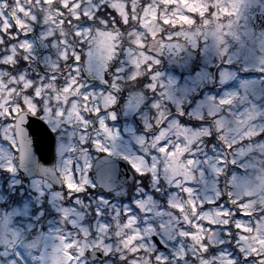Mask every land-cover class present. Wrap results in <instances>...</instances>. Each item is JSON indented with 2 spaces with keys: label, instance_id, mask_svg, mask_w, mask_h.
<instances>
[{
  "label": "rangeland",
  "instance_id": "1",
  "mask_svg": "<svg viewBox=\"0 0 264 264\" xmlns=\"http://www.w3.org/2000/svg\"><path fill=\"white\" fill-rule=\"evenodd\" d=\"M4 1L0 0V14H2L0 30L4 32V30L8 28V25L11 24V19L9 18L10 14L13 19L17 18L21 20L26 26L23 30L17 31L13 24L12 39H14V42L6 35L9 41L7 44H3V52L0 56V62L4 64L0 68V110L7 111L9 101L15 105L20 100H23L25 105L31 108L32 99H30V97L33 86H35V90L39 94L44 96L43 107L47 108L49 101H59L60 103L54 106L57 108H64V104L68 102V98L76 96L77 92L75 90L71 92L63 90V82L69 79V76L66 74L70 66L64 63L61 56L65 50L70 54L75 44H73L70 39L63 38L64 33L61 20L64 17V9L62 7L67 6L68 20L70 17L76 16L78 10L80 13L91 17L94 16V12L97 8L96 0H57L58 5H54L53 0H13V3H7L6 1L5 3ZM29 2L33 4V7H29ZM126 2L127 0H99L100 5H105V8L111 10L124 8ZM208 2L214 6L224 7L229 0H147L145 1L141 16L135 20L140 27L147 29L151 27L155 28L156 14L160 3H164V6L171 4L175 5L176 3L180 10L183 9L192 12L197 9L200 11L206 10V4ZM261 2L264 3V0H261ZM232 3L234 4L233 10L238 11L240 15L226 16L228 21L222 25L228 28L225 32L228 34L218 33L217 29L219 28L215 27H219L220 19H215L203 25V27H205L204 36L210 38L209 42L212 48H219L217 44L220 43L221 39L224 40L223 44L246 47L254 52L255 61L260 65H264V40L251 35L250 28L245 18V6L249 5V0H232ZM9 5H11L10 9H8ZM21 8L27 9L31 15H29L28 12H25L24 15H20ZM4 10L7 12L10 11V14L5 13ZM40 12L42 16L39 19L37 14ZM220 16L224 18L222 13H220ZM33 17L36 19L33 20ZM93 20H91V22ZM122 20L124 19L122 18ZM175 20L179 25L187 22L185 16L181 12L179 13V17H176ZM99 21L102 22L101 20ZM130 21L131 20L128 19L127 24H130ZM33 22L40 25L39 29L37 28V35L32 36L31 34L25 36L23 34L25 31L29 32L33 29V25L31 24ZM73 22L75 21L71 23L73 26L72 31L75 33L77 31V25H80V23L73 24ZM84 22L85 21L81 22V30L84 36L89 37L92 31L91 25L90 29L83 27ZM229 24H231V28L228 27ZM135 25L136 24H133L131 26L133 27ZM96 32H98L97 29H94V35ZM141 33L142 34H132L133 37L139 39V41L133 42L135 47L127 48L128 63L135 64V71L127 73V83L123 82L125 87L127 84V91H129L131 86L135 85L133 77L137 75L141 76L142 72L144 73V69L141 68V65L153 58L152 56L146 55L145 50L142 51V49H140V47L143 46L142 40L146 31ZM14 37H19V39H15ZM45 37H49L50 39L45 40ZM89 38L91 41L92 37L90 36ZM65 41L67 43H65ZM152 44H154V42L148 45L149 50L152 48ZM10 45H15V48L9 50ZM29 46L32 48V51L29 53L26 50H22L20 57L23 59L24 56L27 55L30 63L33 61L37 66L42 65L45 68L46 75L44 76V73H41L42 76H38L39 80H35L28 76V79H25L20 75H16L15 79H13V73L7 66L14 62L13 58L15 57L14 55L17 48L20 51L22 47L27 49ZM234 49L235 48H227V59H230L232 62L236 61L235 57L237 52ZM34 63H32V65H34ZM36 65L34 66L36 67ZM153 65H155V63H153ZM170 70L171 69L168 68H166V70L163 69V72H161L162 74L159 73V77L152 80L153 84H156L157 80L161 83L159 89L160 93L157 97L153 96L152 99H147V95L142 88L139 91L144 99H141L137 95L130 96L128 94L127 121L122 119L121 129L117 128V121L113 122L110 119L111 112L108 113L109 127L107 129H105L101 123V121L105 119L104 117L99 118V129L95 128L91 130L90 126H87L88 132L86 133V138L88 140L100 136L105 146L112 150V155L122 159H124V157L130 158L136 165H139V169L142 170L143 173L150 177L145 181L148 190H144L141 181L137 179L132 185H129V187H132V192H134V194L130 196L132 197L130 203L124 204L123 206V203H120L124 212L127 211L128 216L126 224L124 226L122 225L120 231H116L117 243L115 245V250L116 253L119 254L118 259L120 262L123 261L121 257H123L122 253L126 241L125 235L127 233V257H135L130 259L129 264H148V260L152 256V254L148 255L149 251L154 252V247L151 245L149 238L151 239V236L154 234L158 236V229L166 224L177 225L179 213L181 212L178 210L179 205H183V212H191L192 217L195 212V209L191 207L193 202L199 207L201 202L206 203L209 200L217 198L219 193L215 190L209 191L207 183L211 175H213L214 178L217 176L221 155H223L224 159H229L230 161L235 159L238 167L245 169V173L237 171L241 169L236 168L237 170H233L228 182L232 186L231 192L233 200L244 201V198L251 197V199H248L244 203L242 210L244 212H252L254 215L250 217L237 216L234 219H232L231 215L222 217L221 211H216L215 206L212 207V205H210V211L201 210L200 219L202 222L212 221V223L204 224L202 230H196L195 235L191 239L187 238V233L193 230L192 225L187 229L182 227L179 228L177 242L172 248L175 252L174 254L183 256L185 250H187V254L191 256L195 252L197 261L194 262L189 259L184 261L183 264H214L211 256L205 261L203 260L204 253L197 251L198 245L205 236L208 237V240L204 242L207 243L210 248L215 245L217 248L233 254L241 247L244 249V252L249 255H251L250 250L252 248H259L260 251L264 252V189L261 188L258 190L257 184V179L262 180L261 176L264 173L262 172L261 175L262 169L258 170L255 168L256 164H261L263 160L257 157V150L253 146V143L249 142L255 137L257 132L263 130L264 127V121L262 122L260 118V116L264 114V89H261L259 92V94L262 95L259 103L254 104L252 110L249 109L250 113L246 116L240 115L238 105L235 102L237 80L234 73L233 78L228 81L231 87L224 88L223 86L221 89L222 94L219 100H217V102H219L221 99L231 98L233 102L231 105H222L223 107L220 106L218 108V113H221V115L219 118H216L218 120L215 123V129L218 132V137L225 138L226 141L224 145L233 144L236 145V147L230 152L223 151L225 146L221 148L218 147V149L210 148L209 153L215 152L217 154L206 155L205 148L201 146L203 144L196 141L200 135H204L203 127H197L196 132H193V130L189 129L187 126L177 125L176 121L181 120L183 117H181L179 113L181 111L183 112L182 106L186 103L187 96L200 92L198 88L200 87L199 85L203 86L207 84L208 82L206 81L208 80L202 77L203 73L201 72L193 74L188 73L187 67L181 66L176 68L177 72L181 71L186 74L180 77L182 80L177 79L178 76L171 73ZM31 71L33 70L31 69ZM228 71L229 69H222L221 73ZM22 72L26 71L19 70V73ZM50 73H55L60 76L61 80L52 81L46 79ZM196 74L200 75L201 78H199V80L192 76ZM94 75L95 74H90V76ZM29 79H31L33 84H29ZM41 80H48V82L45 85H41ZM221 80H223V76ZM249 86H251V82H249ZM10 88L11 91L9 90ZM28 88L31 89L26 92L25 89ZM95 89L97 92L100 90L99 87ZM19 90L22 92H19ZM14 98H18L19 101L15 102ZM141 100H148L150 104L158 103L160 108L157 109L153 107L151 111L145 109L143 113L136 115ZM93 101L97 102L96 97H93ZM74 102L75 101H72L68 104L65 119L71 120L72 113L75 112L73 108ZM213 108L215 107L212 106V110ZM244 108H246V106H244ZM92 109L94 110L95 108ZM189 113L191 114L190 117L199 120L206 117V114L199 111L191 110ZM208 114L209 112L207 115ZM90 118H92V116H90ZM137 120L141 123L140 129L144 132V135L134 131L136 128L133 126L132 122H136ZM1 123L3 124V122ZM75 132L79 138L80 129ZM122 135L124 136L123 138ZM242 140L245 142L240 144L239 142ZM165 145H168V153L160 151L161 147ZM177 145L186 152H195V162L188 166L187 157L181 160V152L176 148ZM76 147L78 151L74 156L68 158L63 166L67 169V166L72 165L74 161L78 160L79 163L82 161V166L80 167L79 163H77V168L85 172V166L92 156L89 155L86 150L80 149L79 144H77ZM146 155H148V158H146ZM85 178V175L80 177L79 185L81 187L89 184H85ZM177 185H179V188H177ZM162 187L166 193L163 195V198H158L156 197L157 191ZM123 196L124 193H120L115 200L119 198L123 199ZM184 200L187 201V207L184 206ZM117 202L118 201H115L116 204H118ZM115 211L117 210H114V214H116ZM229 224L232 226L231 229L228 227ZM241 224L244 226L245 231L238 233L236 225ZM124 229H127V231ZM100 231L101 227L99 224V232ZM227 232H231L232 235H226ZM134 236L136 237L135 243H132ZM237 236L241 243H237ZM41 237L42 234L40 240ZM184 239L187 240L185 243ZM43 242L45 245L40 255L36 254L31 258L34 264L44 255L50 256L53 253L62 255L65 253L66 256H69L70 252L68 247L64 249L58 246L56 250H51L50 248H46L47 241L44 240ZM145 247H147V250L143 251L146 252V254L143 255L142 250L145 249ZM137 248L141 249L138 253L135 251ZM71 255L73 256L72 253ZM217 259L220 260V264H228L227 257L217 256ZM233 259L236 260V264H244L239 256L233 255ZM168 264H177L174 255L169 256ZM253 264H255V261H253Z\"/></svg>",
  "mask_w": 264,
  "mask_h": 264
},
{
  "label": "flooded vegetation",
  "instance_id": "2",
  "mask_svg": "<svg viewBox=\"0 0 264 264\" xmlns=\"http://www.w3.org/2000/svg\"><path fill=\"white\" fill-rule=\"evenodd\" d=\"M250 1L251 0H249V3ZM209 4L211 3L208 2V5ZM114 11L116 13L115 16H113L111 10H103L100 15H97L102 21H99L101 26H93L91 28L92 31L89 34V37H92L91 41H96L103 37L110 53L113 48V41L115 42V45H118L115 58L111 61L113 65L122 64L124 60L128 61L127 54L125 55V53H127V48L135 47L133 42L137 40L139 41V39H136L133 35L138 33L142 34L141 32L146 31L142 43L143 45H150L154 42L152 48L150 50L147 49V51L153 53L156 58L160 60L159 65H155L158 68V71L163 72V69H171L172 72L178 76L177 79H180V77H183L186 74L181 71L177 72L176 68L183 66L187 67L188 73L193 74L201 72L203 73L202 77L205 80H208L206 81L208 82L207 84H204L203 86L199 85L200 87L198 88L200 92L188 95L186 103H183L184 105L182 104L183 116L189 121V124L182 125L179 120L176 121L177 125L187 126L189 129L193 130V132H196L197 129V127H194L195 124L202 126L204 129V135H200L196 139L197 142H204L201 137H207V134L210 131L207 127L209 122L212 124L211 131L217 134V142L219 144L223 142V138L218 137L215 123L218 120L216 118H219L221 115V113H218V108L220 106L223 107L217 102L222 94L221 89L223 87L221 80L222 75L218 78V71L221 73L222 69H229L224 65L226 57L223 55L228 47L235 48L234 50L237 52L235 57L236 61L232 62V66L235 68L237 74L236 79H238V90L235 96V102L240 110V115H248L250 113L249 109L252 110V106L259 103L262 97L259 92L261 89H264V73H260L257 69L264 67V65H260L255 61V54L253 51H250L248 48H244L241 45L235 46L219 43L217 44L219 48H212L211 43L209 42L210 38L204 36L205 27H203L206 22L215 20L212 17H209L206 20L197 17L195 22H193V20L185 14L186 10H180L176 3L175 5L171 4L167 6H164V3H160L156 14L155 28L151 27L147 29L140 27L138 23H135L136 25L133 27L127 26V17L129 15L139 18L142 13L127 12V2L124 8ZM180 12L183 13L187 22L179 25L175 18L179 17ZM187 12L191 11L187 10ZM105 15H108V17ZM122 18L124 19L123 23L121 22ZM105 20L108 21L107 26L104 25ZM161 20L171 21V24L165 27L160 23ZM1 21L2 17L0 15V23ZM63 21V38L70 39L71 42L75 44L73 48L79 49L80 45L72 31L73 26L72 24L68 25L67 23V10L64 11ZM227 21L228 18L226 16L220 19L219 27H215L219 28L217 29L218 33L223 34L228 30L227 27L222 25ZM81 22L82 20L79 22L75 21L73 24L80 23L81 25ZM173 25H179V27L174 29L172 27ZM94 29H97L100 36L98 32L94 35ZM161 33H164L165 36L169 38L165 39L161 36ZM201 33H204V35H201ZM251 35L253 36L252 33ZM0 37H2L1 30ZM197 41H199L198 49L196 47ZM205 41L207 42L205 43ZM171 42L178 43L181 52H169L165 47V43L168 44ZM140 49L143 51L144 47L142 46ZM81 51L83 53L84 50ZM1 55L2 41H0V56ZM66 65L71 66L70 63ZM218 66L221 67L218 68ZM83 67L84 65L82 64L81 71H83ZM245 69L248 71L246 72ZM103 76V73L101 74V77L94 75L91 76V79L89 76H83L81 78V83H91L94 88H100L99 83H96V81L101 80ZM107 76L111 77L112 72L109 71ZM192 76L196 77L197 80L201 78L200 75L197 74ZM249 82H251V86H249ZM156 85L155 94L159 95L161 83L157 80ZM109 88L113 91H116L119 88H124L125 92L120 95L105 94L100 97L99 102L102 108H109L112 104H118V110L116 108L117 113L124 115V120L127 121L128 94L130 96L137 95L141 99H144L139 91V86L133 85L130 87L129 91H127V84L126 87L123 82L116 84L115 78H113ZM133 88H137V90L131 91ZM150 96L152 95L150 94ZM74 103L76 113L78 111H84L85 114L91 113L94 111L92 108H95L96 106V102L93 101V99L87 102V107H85L86 102L83 99H78V101H75ZM212 106L215 107L213 110L216 112L212 110ZM244 106H246V108H244ZM191 110L203 112V114H206V117L200 120L190 117L191 114L189 112H191ZM206 112H209V114L207 115ZM90 116L91 115L87 117L90 121L88 126L93 130L95 129L93 125L98 124L100 119L95 116L90 118ZM260 118L263 121L264 114H262ZM0 125H2V123H0ZM260 133H264V127L263 130L258 131L255 137L249 142H252L257 150V157L263 160L261 164L259 163L255 166L258 170L262 169V175V172L264 173V140H261V137H259ZM10 159L11 157L5 149L3 153L0 154V165L6 166ZM61 168L62 166L59 163L55 167V172L60 181V185L53 187L52 189H46L43 187L42 179L39 177L30 176L34 177V179L29 182L25 179V174L23 172L19 173V177H9L7 173L0 172V185H2L3 188V191H0V248H3L4 251L8 253L7 256H4L3 260H0V264H34L31 258L36 254L40 255L45 245L43 242L44 240H46L47 243L51 242L56 244L60 248L62 247L65 249L68 247L69 252L76 257V259L70 261L69 256H66V254L63 253L62 256L66 258L61 264H125L124 261L120 262L118 259L119 254H117L115 250V245L117 243L116 231H120L122 225L124 226L127 222V215L123 218L120 217V212L123 210L122 206H120V199L116 200L118 201V205L114 201L117 197L114 193H95L91 179L88 177L85 178V181H88L89 184L87 183L88 185L83 187L85 191L81 192L77 189L75 192H68L63 188V181L59 178L64 175ZM231 170V162L223 167L220 166L218 171L220 174L215 178L213 175L210 176L209 182L207 183L208 190H215L217 193L219 191L224 192L226 189L228 190V186L230 185L228 182L229 177L225 175L219 180L217 178L221 177L222 173H232L233 170ZM9 179H11L13 183L16 182L18 185V187L12 189V191L8 189ZM261 179L262 180L257 179L258 190L261 188L264 189V174L261 176ZM21 182L24 183L19 187ZM9 197H13L18 203L13 205L9 200ZM101 197L104 199L102 200ZM244 200H246V198H244ZM5 204L10 208L8 212L3 211ZM41 204L44 205L42 209L40 208ZM109 205H111L112 208H109ZM114 210H117L115 211L116 214H114ZM36 211L43 212V219L38 220L37 217L33 215ZM99 224L102 232H99ZM181 224H184V218L183 215L180 214L179 223L177 225L172 224L173 231L177 233ZM29 225H31V227H29ZM124 230L127 231V229ZM41 234L42 237L40 240ZM160 237H163V234L159 235V238ZM164 239L167 241L168 248L170 249L169 256H172L173 253H175L172 249L174 241H170L167 237H164ZM125 240V246L122 253L123 257H127V233L125 235ZM65 242L67 246L65 245ZM70 245L72 247H69ZM151 245L154 246L152 241ZM46 248L48 247L46 246ZM104 253H108V255L105 256ZM152 253L153 251H149L148 255H151Z\"/></svg>",
  "mask_w": 264,
  "mask_h": 264
},
{
  "label": "snow or ice",
  "instance_id": "3",
  "mask_svg": "<svg viewBox=\"0 0 264 264\" xmlns=\"http://www.w3.org/2000/svg\"><path fill=\"white\" fill-rule=\"evenodd\" d=\"M54 2V0H53ZM234 4L232 3V0H229L226 6L224 7H218L214 6L212 4H209L204 11H200L199 9L193 10L192 12H187L186 15L195 22L197 17L200 19H208L209 17H212L213 19H222L223 17L220 16V13L223 14V16H237L240 15L238 11L233 10ZM250 5L245 6V11L249 9ZM105 8V5H100L96 9V15H100L101 11H103ZM113 12V16L116 15L114 10H111ZM25 12H28L29 15L31 13L24 8H21L20 15H24ZM2 15V14H0ZM95 16H87L86 14H82L79 12L76 16L70 17L67 23L71 25L72 21H81L84 20L85 23L83 27L90 29V23L91 20L95 19ZM102 18V17H101ZM36 18L33 17V20ZM123 23V20L121 21ZM61 23H64L63 19L61 20ZM160 23L167 27L171 24V21H163L161 20ZM13 24L15 25V28L17 31H21L25 28V23L21 20L14 18L13 22L8 25V28L4 30L5 35L9 37V39L13 38L12 30H13ZM108 21H104V25L107 26ZM174 29L178 28L179 25H173ZM229 28H231V24L228 25ZM25 36L29 35L30 33L24 32ZM228 33H225L227 35ZM201 35H204V33H201ZM74 36L76 37L80 48L76 49L74 48L72 52L69 54L67 50L62 54L61 59H63L65 64H71V67L68 69V73L66 75L69 76V79L67 81L63 82V90L66 92H71L75 90L77 92V96H72L68 98V102L64 104V108H57L54 105L60 103L59 101H49L47 108L43 107L44 97L40 95L36 90L35 86L32 88V94L30 99H32V107L29 108L23 100H20L17 104L13 105L11 101L8 102L7 111L0 110V121H3V124L0 125V154L3 153V151L6 149L11 159L7 162L6 166L0 165V172L7 173L9 177H19V173L22 171L20 169L17 158L21 157H29V156H35L40 162L39 167H45V166H51L55 169L56 165L59 163L61 166H63L65 160L75 155V153L78 151L76 145L79 144L80 149H84L88 152L89 155L93 153H100L104 156L111 157L112 156V150L109 147H106L102 138L100 136H96L95 138L88 140L86 138V133L88 132V124L90 121L88 120V116H95L97 118L104 117L101 121L103 124V127L107 129L109 127L108 123V113L111 111L110 119L113 122L118 121V117L115 114L116 108L118 104H112L109 106V108H102L100 104V97H102L105 94L109 95H120L125 92L124 88H119L116 91H113L109 88L110 83L112 82L113 78H115L116 84H120L122 82H127V73L130 71H135V64H129L127 60H124L122 64L113 65L111 61L115 58L116 55V48L118 45H115V42L113 41V48L111 53L109 52L106 43L101 37L100 39L96 41H90L89 37L84 36L83 31L81 30V26L77 25V31L74 33ZM161 36H163L165 39H168L169 37L165 36L164 33H161ZM15 39H19V37H14ZM3 37H0V41H2ZM45 40L50 39L49 37H45ZM207 41H205L206 43ZM65 43H67L65 41ZM220 43L223 44L224 40L221 39ZM197 49L199 48V41H197L196 44ZM15 48V45H10L9 50ZM21 50H26L29 53L32 51V48L29 46L27 49L23 48ZM81 50H84L83 53ZM145 51L146 55L152 56V59L147 60L143 65H141V68L144 69V71L147 73V75L141 77L139 75L133 77L135 81L138 82L139 88H143L145 90V94L147 91H155L157 85L152 83L153 79H156L159 77V73L156 72V69L152 66L153 63L155 65H159L160 60L156 58V56L147 51V45H145ZM127 53H125L126 55ZM225 55L226 59L224 61V65H226L229 68L228 72H223V80L222 84L225 88L231 87L230 81L233 78V75L235 73V68L232 66V61L230 59H227V50L223 53ZM15 60V57L13 58ZM29 62V57L27 55L23 58V63L27 65ZM84 65V70L81 71V65ZM14 64L10 63L8 64V68L13 67ZM221 66H218V68ZM112 72V76L108 77L107 73ZM247 72L248 70L245 69ZM260 73H264V67L257 69ZM104 74L101 80L96 81V83H99L100 90L97 92L96 89L93 87V84L91 83H81V78L83 76H89L91 79L90 74H95L98 77H101V74ZM231 73V74H230ZM155 74V75H153ZM16 75L23 76L25 79H28L27 73L22 72L18 74H13V79H15ZM221 75L218 71V78ZM46 79L52 80V81H59L61 80V77L56 75L55 73H50ZM29 84H33V82L29 79ZM41 85H43L44 80L40 81ZM11 91V88L9 89ZM48 91L47 89H45ZM137 88H133L131 91H136ZM27 92L28 89H25ZM93 97H96V107L93 112L85 114L84 111H78L76 113V116L78 117L76 123L80 124L82 127L80 128V137L78 138L75 132V125L72 123L70 119H65L66 117V111L68 108V104L72 101H78V99H83L86 102L85 107H87V102L92 100ZM232 99H221L219 101L220 105H231ZM160 108V105L158 103L156 104H150L148 100H141L140 104L138 105V111H136V115H139L140 113H143L145 109H148L151 111V108ZM26 112V115L23 116V119L20 120L19 125H17L16 121L17 118L21 116V113ZM179 115L182 117L183 112L181 111ZM127 117V114H126ZM163 126V125H161ZM93 127L99 129L100 124L93 125ZM194 127H200L199 124H195ZM207 127L210 129L209 133L207 134V137H201L202 140H204V144L201 145L205 148L206 155H216L217 153H209L208 146H211V149H218V142L216 139L217 134L213 131H211L212 124L211 122L208 123ZM259 137H261V140H264V133H260ZM245 141H240V144H243ZM42 143H46L47 148L46 150H42ZM67 146V147H66ZM236 147V145L233 144H227L225 145L223 151L224 152H230L233 150V148ZM176 148L178 151L181 152V160H183L185 157L188 158V166H190L192 163L195 162L196 153L195 152H186L183 149H180L177 145ZM163 153H168V145H165L161 147L160 149ZM175 154V153H173ZM124 161L128 164V166L132 169L134 173H136L137 178L141 181V183H144L146 180H148L150 177L143 173L142 170L139 169V165H136L134 161H132L128 157H124ZM79 163L78 160L74 161L72 166L68 169V172L64 174L63 176H60L59 178L63 181V188L66 189L68 192H75L77 189L79 191L83 192L85 189L81 187L76 180V164ZM118 163V162H117ZM229 163L228 160L224 159L223 155L220 156L219 160V166L223 167L224 165H227ZM27 167H33L32 165H27ZM38 167V168H39ZM93 167L92 164H89V168ZM96 169V175L99 176L101 180H108L113 183L119 180V170L118 167H113L112 164L109 163L108 160L98 159L97 162L94 165ZM231 167L232 170H235L238 167L237 161L235 159L231 160ZM82 174V173H81ZM227 175L229 178H231V172L227 174H221V177H218L217 179L223 178V176ZM25 179H27L29 182H31L34 177L26 176ZM18 180V179H17ZM16 180V181H17ZM24 182H21L19 184V187L23 185ZM88 181H85V184H87ZM17 183H13L11 179L8 181V189L12 191V189L17 188ZM93 189L95 188V181L92 182ZM145 187H147V184H145ZM229 191L227 193H222L218 199L209 200L206 203L201 202L199 207L196 206L195 202L191 204V207L195 209L194 215L189 219V223L193 226V230L191 232L187 233V238L191 239L194 235L196 230H202L204 227V224H210L212 221H201V210L204 211H210L209 206L214 205L216 211H221L222 217H227L228 215H231L233 217L236 216H252L254 215L252 212H244L243 206L247 199H251V197L246 198V200H233L232 199V192H231V185L228 186ZM177 188H179V185H177ZM0 191H3L2 185H0ZM155 191V190H153ZM151 194V193H150ZM103 200L104 198L101 197ZM9 200L13 205L18 203L13 197H9ZM229 205H236L235 210L230 209ZM44 207L43 204L40 205V208L42 209ZM10 208L7 207V204H5L4 212H8ZM178 210L183 212V205L178 206ZM37 217L38 220L43 219V212L42 211H36L33 213ZM127 215V212L125 213ZM226 226V225H222ZM31 227V225H29ZM163 231V237L157 238V235L154 234L151 237V240L154 244L155 251L152 253V256L150 259H154L156 261V264H168L169 259V252L170 249L168 248L167 241L164 239V237H167L169 240L172 238V229L170 227H164L161 229ZM237 232H244L245 228L241 225H236ZM226 235L231 236V232H227ZM136 237H133L132 243H135ZM208 237L205 236L201 240L200 244L197 247V251L203 252V260H208L209 256L214 261V264H220V260L217 259V256L219 257H227L228 258V264H236V260L233 259V255L239 256L240 259L244 262V264H253V261H255V264H264V252L260 251L259 248H252L251 255L244 252V249L241 247L239 248L235 254L226 252L223 249L217 248L215 245H213L211 248L207 243L204 241H207ZM237 243H241L239 241V237H236ZM69 247H72L71 245ZM146 251L147 249H143ZM137 253L141 251L140 248H137L135 250ZM8 253L4 251L3 248H0V260H3L4 256H7ZM105 256L108 255V253H104ZM174 258L177 261V264H183L186 260H193L194 262L197 261V256L195 252L189 256L187 254V250H185V254L183 256L174 254ZM135 258L132 257H121V259L125 262V264H129L130 259ZM76 257H73L71 253H69V260H74Z\"/></svg>",
  "mask_w": 264,
  "mask_h": 264
},
{
  "label": "water",
  "instance_id": "4",
  "mask_svg": "<svg viewBox=\"0 0 264 264\" xmlns=\"http://www.w3.org/2000/svg\"><path fill=\"white\" fill-rule=\"evenodd\" d=\"M249 25L253 29V33L260 37L264 38V6L259 2V0H253L251 3V7L247 14ZM165 47L169 50V52L179 53L180 48L176 43H165ZM26 115V112L21 113V116L17 118V125H19L20 120L23 119V116ZM77 119L74 118L73 124L75 128L79 127V124L76 123ZM42 150H46V143H42ZM98 159L108 160L113 167H118L119 170V180L115 183L108 180H101L98 175H96V169L94 167L95 163ZM18 164L22 172L26 174V176H37L42 178V185L46 189H52L59 185L57 177L54 173V168L51 166L39 167L40 162H38L35 156L29 157H21L17 158ZM118 162V163H117ZM27 165H32L33 167H27ZM39 167V168H38ZM91 177L93 181H95L96 187L95 191L99 193H107L119 188L121 185L127 183L132 175L127 170L124 162L118 159H114L108 156H101L95 159L93 163V167L91 168ZM169 227V226H168ZM163 232V231H162ZM153 264H156L154 262Z\"/></svg>",
  "mask_w": 264,
  "mask_h": 264
},
{
  "label": "bare ground",
  "instance_id": "5",
  "mask_svg": "<svg viewBox=\"0 0 264 264\" xmlns=\"http://www.w3.org/2000/svg\"><path fill=\"white\" fill-rule=\"evenodd\" d=\"M46 246L51 250H56L58 248L56 244H53L51 242H48ZM64 258L65 257L60 254L53 253L50 256L47 255L42 256L39 260H37L35 264H61Z\"/></svg>",
  "mask_w": 264,
  "mask_h": 264
},
{
  "label": "trees",
  "instance_id": "6",
  "mask_svg": "<svg viewBox=\"0 0 264 264\" xmlns=\"http://www.w3.org/2000/svg\"><path fill=\"white\" fill-rule=\"evenodd\" d=\"M145 1L147 0H127V12H132V11H141L143 9V6L145 4ZM33 9V8H32ZM131 16H129L130 18ZM131 19V18H130ZM132 23L130 22V24H127V25H131ZM23 67V64L20 66V68ZM146 157H148V155H146ZM136 180V179H135ZM134 180V182H135ZM132 185V183L130 184ZM142 187L146 190H148V186L145 187V182L142 183ZM127 188V187H126ZM129 188V191L127 192V196L129 195V197L131 195L134 194V192H132V187H128ZM128 198V197H127ZM162 198V197H160Z\"/></svg>",
  "mask_w": 264,
  "mask_h": 264
}]
</instances>
